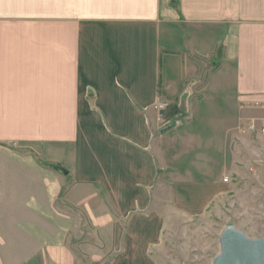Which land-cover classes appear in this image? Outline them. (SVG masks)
Listing matches in <instances>:
<instances>
[{
  "label": "crops",
  "instance_id": "crops-1",
  "mask_svg": "<svg viewBox=\"0 0 264 264\" xmlns=\"http://www.w3.org/2000/svg\"><path fill=\"white\" fill-rule=\"evenodd\" d=\"M261 102L264 0H0V264H159Z\"/></svg>",
  "mask_w": 264,
  "mask_h": 264
},
{
  "label": "rangeland",
  "instance_id": "rangeland-1",
  "mask_svg": "<svg viewBox=\"0 0 264 264\" xmlns=\"http://www.w3.org/2000/svg\"><path fill=\"white\" fill-rule=\"evenodd\" d=\"M258 106L264 109V102L255 104ZM253 110L249 117L261 124L264 111ZM244 134H261L252 135L260 151L256 154L257 160L246 168L236 161L238 173L230 175L229 180L233 189L215 201L202 216L191 220L174 219L166 238L154 252L159 264H213L214 258L221 253L222 235L229 227H235L251 239H264V137H258L264 133ZM38 264H42L40 258Z\"/></svg>",
  "mask_w": 264,
  "mask_h": 264
},
{
  "label": "water",
  "instance_id": "water-1",
  "mask_svg": "<svg viewBox=\"0 0 264 264\" xmlns=\"http://www.w3.org/2000/svg\"><path fill=\"white\" fill-rule=\"evenodd\" d=\"M221 242V253L214 258L213 264H264L263 238L251 239L235 227H229Z\"/></svg>",
  "mask_w": 264,
  "mask_h": 264
},
{
  "label": "built area",
  "instance_id": "built-area-1",
  "mask_svg": "<svg viewBox=\"0 0 264 264\" xmlns=\"http://www.w3.org/2000/svg\"><path fill=\"white\" fill-rule=\"evenodd\" d=\"M160 108L162 110H164L166 108V105L165 104H161ZM161 118L164 120V119H166V116L163 113H161ZM177 123H179V121H177ZM257 131H259L261 133H264V122H263V124L259 125L258 122L256 121V119H253L246 127H244V128L242 127V132L243 133L257 132ZM224 180L225 181H229V178L225 177Z\"/></svg>",
  "mask_w": 264,
  "mask_h": 264
}]
</instances>
